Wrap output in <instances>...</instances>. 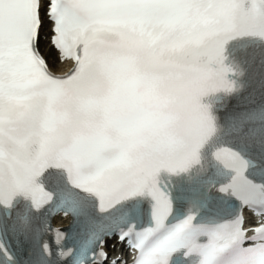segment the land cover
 <instances>
[{
	"label": "snow or ice",
	"instance_id": "snow-or-ice-1",
	"mask_svg": "<svg viewBox=\"0 0 264 264\" xmlns=\"http://www.w3.org/2000/svg\"><path fill=\"white\" fill-rule=\"evenodd\" d=\"M0 264H264V0H0Z\"/></svg>",
	"mask_w": 264,
	"mask_h": 264
}]
</instances>
